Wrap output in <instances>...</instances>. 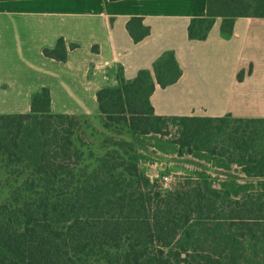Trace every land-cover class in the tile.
<instances>
[{
  "label": "trees",
  "instance_id": "obj_1",
  "mask_svg": "<svg viewBox=\"0 0 264 264\" xmlns=\"http://www.w3.org/2000/svg\"><path fill=\"white\" fill-rule=\"evenodd\" d=\"M237 17L264 18V0H207L187 37L205 40L219 18L227 39ZM126 30L135 43L149 34L137 17ZM43 53L65 60L62 39ZM250 72L239 70L237 81ZM181 75L173 51L151 72H118L96 93L104 137L93 144L76 127L87 116L52 113L47 88L31 96L28 113L0 114L8 184L0 264H264V117L156 115L150 95ZM170 126L173 154L206 166L165 187L141 167L131 139L170 136ZM231 168L242 177L208 171Z\"/></svg>",
  "mask_w": 264,
  "mask_h": 264
},
{
  "label": "crops",
  "instance_id": "obj_2",
  "mask_svg": "<svg viewBox=\"0 0 264 264\" xmlns=\"http://www.w3.org/2000/svg\"><path fill=\"white\" fill-rule=\"evenodd\" d=\"M206 1L0 0V114L28 113L42 88L52 113L97 114L96 93L114 86L118 72H151L173 51L182 75L150 95L156 115L264 117V18H235L227 39L217 18L205 40H190L189 21L206 15ZM133 17L149 28L136 43L126 30ZM58 39L63 61L43 53Z\"/></svg>",
  "mask_w": 264,
  "mask_h": 264
},
{
  "label": "rangeland",
  "instance_id": "obj_3",
  "mask_svg": "<svg viewBox=\"0 0 264 264\" xmlns=\"http://www.w3.org/2000/svg\"><path fill=\"white\" fill-rule=\"evenodd\" d=\"M76 124V127H82L81 130H78L80 138L85 143L93 144L97 139L104 137L101 127V118L98 114L85 118L79 117L76 119ZM167 132H169V130H167ZM91 133L94 135L93 137H90ZM173 134V129L170 126V136L167 134L165 136L151 134L131 139V144L141 157V167H143L149 177L157 179L161 184L171 183L176 180L181 181L192 169L199 170L203 169V166H206L205 163L197 159L176 157L172 152L174 149L173 145L171 142H168L169 139L173 137ZM124 138L129 139L127 135H124ZM93 150L97 151L95 145L93 146ZM206 169H208V167H206ZM208 171L214 178H223L226 173L242 177L238 174L236 168H231L229 172H214V170L211 169ZM3 179L4 172L0 169V203L8 196V184Z\"/></svg>",
  "mask_w": 264,
  "mask_h": 264
},
{
  "label": "built area",
  "instance_id": "obj_4",
  "mask_svg": "<svg viewBox=\"0 0 264 264\" xmlns=\"http://www.w3.org/2000/svg\"><path fill=\"white\" fill-rule=\"evenodd\" d=\"M165 187H169L170 182L163 184Z\"/></svg>",
  "mask_w": 264,
  "mask_h": 264
}]
</instances>
